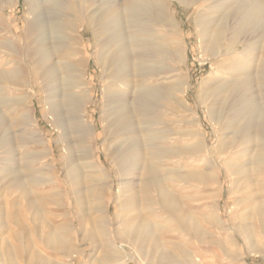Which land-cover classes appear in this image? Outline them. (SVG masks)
I'll list each match as a JSON object with an SVG mask.
<instances>
[{"label": "rangeland", "instance_id": "obj_1", "mask_svg": "<svg viewBox=\"0 0 264 264\" xmlns=\"http://www.w3.org/2000/svg\"><path fill=\"white\" fill-rule=\"evenodd\" d=\"M108 1L0 0V119L5 125L0 135V264H97L92 260L103 255V245L111 250L116 249H113V252H121L117 248L119 241L114 237L124 233L125 229L123 221L115 219L114 214L118 210V202H122L124 196L118 193L120 177L115 173L111 156L105 149H118L124 147L126 142L123 135L112 137L108 127L104 129L102 121V106L106 99L103 93L107 87L113 90L114 84L109 80L111 71L109 72V67L104 64L109 37L106 36L108 32L105 33L107 28L103 21V11L106 7L117 6V19L120 18V23L122 21V32L125 35L127 30L123 25H126L128 15L121 4L132 0ZM248 1L252 0L159 1L163 4L164 14L166 11L173 17L176 26L173 29L167 21V25L162 28L164 30L158 29L151 34L162 38L161 41L156 38L159 43L175 41L182 45L185 48L186 62L181 65V76L177 75L179 72L175 65L170 64V67L166 64L168 61L163 60L165 65L160 68L158 64L162 55L158 53L159 47L149 44L144 51L146 55H151V59H148H154L155 62L149 61L147 64L149 71L146 72L152 75H149L147 82L159 86V78L166 76L169 80L167 85L171 86L174 81L187 80L186 98L199 119L198 126L190 125L188 128L186 120L193 118V115L184 114L178 103L171 104L161 100L158 92L162 90L158 87V92H150L146 101L150 107V115L158 123L156 129L160 131L159 136L174 138V142L182 145L183 141H180L178 134L180 130H200L208 147H213L221 142L222 137L225 138L221 135L228 131L217 128L205 108L206 100L201 97L214 87V80L203 85L201 83L209 74L212 79L218 78L229 73L231 68L213 69L209 63L216 60L201 61L200 50L198 52L199 34L206 23L212 21V24L217 25L222 13L230 12L238 3L242 11L249 4ZM260 1L264 3V0ZM152 2L156 4V1ZM121 12L123 16L119 14ZM224 44L226 47L229 43ZM46 50L51 54L47 60H43L42 52ZM237 71L242 72L241 69ZM63 72L78 74V78L84 82L92 95L85 108L86 119L95 126L96 131L94 140L89 141L92 146L90 160L107 171L110 175L107 180L111 184V190L106 191L99 199L102 205L108 207L105 227L101 224L102 214L99 212L90 213L79 220L75 219L76 216L72 212L74 210L70 191L91 186V180L82 174L80 181L72 184L70 176H66L63 169L70 159L71 162L75 161L73 164L80 163L79 153L89 143L84 141L79 144L77 134L71 133V123L68 122V127H65L63 132L48 113L47 92L51 93L49 90L52 88L50 91H53L56 87L55 89L59 90H54L51 94L59 95L60 98L62 93L64 94L60 83ZM252 88L254 102L259 104L258 107H264V90L257 89L255 85H252ZM78 89L72 88V91L68 88L66 92H71L73 96ZM65 110L67 109L61 110L62 116L68 118L71 115ZM27 113L32 126L19 124L21 116ZM230 118V114L225 116L226 123ZM225 136L228 138V135ZM241 148H237V151L235 148L231 154L229 152L227 156L219 159L210 158L214 179L208 188L199 189L196 183L173 188L180 218L175 222L168 217L167 226L175 229V233L168 238L179 241L187 249L190 255V258L187 257V264H264V218L260 227L257 226V220L252 221V212L258 207L257 204L264 205V174L255 171L254 173L259 175L255 176L253 181L252 176L244 177L235 172V165L248 161L247 152ZM221 159L227 164L221 163ZM190 163L180 162L181 175L195 168ZM48 165L51 166L49 169L46 167ZM38 168L46 170L38 171ZM2 169L13 171L15 175L10 173L5 177ZM29 174L43 181L29 189L30 198H33L35 207L40 210L38 213L27 209L18 192L3 188V183L12 175L23 179L24 175ZM252 193L253 198L250 197ZM54 195L59 204L57 212L62 214L59 221L70 225L68 233H61L63 248L57 251L50 250L46 239L48 213L50 208H54L50 201ZM94 202L96 203V200L90 201L88 208H92ZM70 211L72 214H69ZM151 220L154 224L161 223L156 216H152ZM247 224L251 227L248 231V243L236 232L237 226ZM157 233V238L162 242L164 238L159 235V229ZM91 234L99 247L96 252H93L90 246ZM122 255L128 260L120 264H148V259L140 257L135 247H125Z\"/></svg>", "mask_w": 264, "mask_h": 264}, {"label": "bare ground", "instance_id": "obj_2", "mask_svg": "<svg viewBox=\"0 0 264 264\" xmlns=\"http://www.w3.org/2000/svg\"><path fill=\"white\" fill-rule=\"evenodd\" d=\"M154 1H156V4L152 0H132L121 4L128 15L127 17L125 14L127 17H125L126 20L124 19L126 25H123L127 30L126 34L124 32L125 35L122 32V29H124L122 28V21L120 23V18L117 19L118 14L115 11L117 6L114 7L115 9L112 8L113 6L106 7L108 5L106 3V8L103 11L105 15V20L103 21L107 28L105 33L108 32L106 36L109 37L105 48L106 59L104 64L109 67V72L111 71V79L109 78V80L114 84L112 86L113 90H109L107 87L103 93L106 99L102 106V121L104 129L108 127L109 131L106 130L112 137L117 135L125 136V138L122 136L125 139L122 140L126 142L124 147L118 149L107 147L105 149V151L109 152L108 155L111 156L115 173L120 177L118 193L120 192L124 196V200L118 202L119 207L114 214V218L123 221L125 231L114 237V239L119 241L117 248L121 252H113L114 248L111 250L110 247L103 245V255L92 260L97 264L127 262L128 258L122 254L124 248L130 246L136 248L140 257L143 259L147 258L148 264H187V257L189 256L190 258L187 249L179 241L168 238L173 232L175 233V229L170 228L166 224L169 221L168 217H171L175 222L180 218L177 198L173 188L182 184L191 186V183H196L198 185L196 187L199 189L208 188L209 183L214 179L213 164L210 158L219 159L226 154L228 155L229 152L231 154L235 148V151H237V148L241 147L247 152L248 161L235 165V172L244 177L252 176L253 181L255 176L258 177L259 174H264V107L260 108L258 107L259 104L257 105L254 102L253 90H251L252 85L257 86L259 90H264V3L260 0L248 1L249 4L242 11L238 3L230 12L222 13L220 23L216 25L210 21L200 31L198 52L200 50L201 61L211 62L216 60L213 63H209L213 69L214 67L231 68L229 73L224 71L226 74L218 78L212 79L209 74L201 83L203 85L214 80V87L210 88L211 90L207 94L201 95V97L206 100L203 103L210 119L215 122L217 128L222 131H228L226 134L221 135V137H225H222L221 142H218L213 147H208L202 131L188 129L190 125H199V119L193 113L186 98L188 81L180 79L174 81L170 86L167 85L169 80L165 76L159 78V86L147 82L149 75H151L146 72L148 69L147 64L149 61H154V59L149 60L151 55H146L144 51L149 44L159 47L157 49L158 53L162 55V60L158 61L160 68L164 67V61H168L169 63L166 64L170 67L175 65V69L179 72L177 75L181 76V65L186 62L185 48L182 45L175 41L159 43L162 38L151 34L152 31L158 29L164 30L162 28L167 25V21L173 26V29L176 26L173 17H170L166 11L164 14L162 10L163 4L159 2L160 0ZM109 4L111 5V3ZM103 7L104 5L101 8ZM166 13L167 19L165 18ZM119 14L123 16L122 12ZM156 38L159 39L158 42ZM224 43L229 44L225 47ZM241 48L242 50H240ZM42 53L43 60H47L49 54H51L48 50ZM237 69H241L242 72H238ZM77 75L75 72L74 74L63 72L61 79H59L61 80V90L64 94L62 93L61 98L59 95L51 94L57 89L55 87L53 91H50L52 89L50 87L51 89L49 88L50 90H48L51 93L47 92V95L49 94L47 96L49 103L46 105L53 122L61 127L63 132H65V127H68V122H70L71 129H73L71 133L78 136L77 142L79 144L84 141L89 143L79 153L78 159L81 162L73 164L72 162L75 161L71 162L70 159L63 169L66 176H70L68 178L72 184L78 183L82 174L83 177H88L91 180V186L77 191H70L74 210L72 212L76 216L74 218L79 220L90 213L99 212L102 214L101 224L105 227L107 219L105 215L108 213V207L107 205H102L99 199L102 198L101 196L106 191L111 190V184L107 180L110 175L107 174L104 168L96 166L90 160L92 146L89 141L94 140L96 131L95 126L86 119L87 110L85 108H87L86 104L92 95H90L86 85ZM48 76L50 77V74ZM51 84L53 85V83ZM158 87L162 91L158 92ZM68 88L71 90L72 88L74 90L76 88L79 89L72 96L71 92H66ZM152 91H157L161 100L171 104L178 103L184 114L190 113L193 115V118L186 120L188 128L183 131L180 130L178 133L180 141H183L182 145L174 142V138L159 136L160 131L156 129L158 123L150 115V107L146 101V96ZM150 96L152 97L153 95ZM63 109H67L65 111H68L71 116L68 118L63 117V111H61ZM229 114L231 118L226 123L225 120L227 119H225V116ZM30 122L32 123L27 113L21 116L19 124L32 126ZM4 126L0 119V135L5 129ZM225 135H228V138ZM182 161L191 162V166L195 168H191L184 175H181L180 162ZM221 163L227 164L222 159ZM46 167L49 169L51 166L48 165ZM42 170L46 169L38 168V171ZM1 171L5 177L10 173L14 174L13 171L8 172L5 169ZM255 171L259 174H255ZM12 176L3 183V188L18 192L21 199L25 201L28 210L40 212L35 207L33 198L29 196V189L39 185L41 182L43 183L42 179L36 178L31 174L24 175L23 179L19 176L17 177V175ZM253 193L250 195L251 198L255 194ZM56 195L61 196V194ZM56 195L50 201L51 206L54 208H50L48 213L49 221L46 237L48 246L52 251L63 248L60 238L61 233L70 231L68 223L59 221V218H62V214L57 212L59 204L55 198ZM92 200H96V203L92 204V208H88ZM257 205L258 207L252 212L254 216L252 221L257 220V226L260 227L263 224L264 205ZM69 214H72L71 211ZM152 216L159 218L161 223L154 224V222H151ZM250 228L248 224L236 227V232L242 235L243 240L247 243L249 242L248 231ZM158 229L159 235L164 238L162 242L157 238ZM89 240L93 252H96L99 247L96 246V241L92 234L89 236ZM180 255L183 256L181 257L182 259L179 257Z\"/></svg>", "mask_w": 264, "mask_h": 264}]
</instances>
